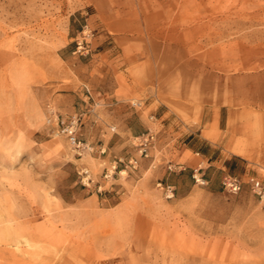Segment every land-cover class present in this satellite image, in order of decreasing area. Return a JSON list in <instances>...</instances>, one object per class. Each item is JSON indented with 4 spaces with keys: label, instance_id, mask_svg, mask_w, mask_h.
Masks as SVG:
<instances>
[{
    "label": "rangeland",
    "instance_id": "obj_1",
    "mask_svg": "<svg viewBox=\"0 0 264 264\" xmlns=\"http://www.w3.org/2000/svg\"><path fill=\"white\" fill-rule=\"evenodd\" d=\"M204 106L218 150L188 142ZM252 183L264 0H0V264H264Z\"/></svg>",
    "mask_w": 264,
    "mask_h": 264
},
{
    "label": "crops",
    "instance_id": "obj_2",
    "mask_svg": "<svg viewBox=\"0 0 264 264\" xmlns=\"http://www.w3.org/2000/svg\"><path fill=\"white\" fill-rule=\"evenodd\" d=\"M169 112L168 115V119L170 120V124L168 126V128H170L172 126V122L178 120L177 117L173 118V113L170 112L164 105H160V108L158 109V116H156L155 118L157 120H161L163 119L164 115L167 114ZM208 112H206V108L204 106L203 110H202V114H201V124L197 125L195 123H191V124H184V128L186 129V132L188 134V136H190L188 142L190 143L192 140H198L200 141V144H203L204 146H207L208 148H215V149H219L221 147L222 144H226L228 141V137L227 135L225 137H223L221 134L219 135H211L208 136L207 135V124L213 122L212 117H209ZM165 121V119L163 120ZM164 123V122H163ZM218 127L220 128V120L218 119ZM227 137V138H226ZM195 144V143H194ZM187 146L188 149L194 151L196 154H199V150L198 147L196 148L194 145H188L185 144ZM236 156V155H235ZM239 156V155H237ZM203 157L205 158L206 161H209V157L203 155ZM236 157H233V155L231 154L226 160L227 162H229L227 165H225V167L230 168V166L233 164L232 160H235ZM249 168V163L246 162L244 163V168L242 171V175L246 174Z\"/></svg>",
    "mask_w": 264,
    "mask_h": 264
},
{
    "label": "built area",
    "instance_id": "obj_3",
    "mask_svg": "<svg viewBox=\"0 0 264 264\" xmlns=\"http://www.w3.org/2000/svg\"><path fill=\"white\" fill-rule=\"evenodd\" d=\"M78 120L79 117H77L76 115H73L71 117H61L59 120V126L61 128V131L65 134L68 140L73 143L75 148H77L78 150H83L86 149L87 144H85L82 139L77 136ZM152 139L153 135L149 133L142 137L140 145L142 146L141 151L145 152V155H147L146 151ZM195 178L196 180L201 181V178L197 176ZM201 182L204 181L202 180ZM221 184L225 190L231 193H237L243 187V181L239 177L230 174H225L223 176ZM251 188L256 195H259L261 198H264V185H261L259 183H252ZM168 192V195H173V191L170 187L168 189Z\"/></svg>",
    "mask_w": 264,
    "mask_h": 264
},
{
    "label": "bare ground",
    "instance_id": "obj_4",
    "mask_svg": "<svg viewBox=\"0 0 264 264\" xmlns=\"http://www.w3.org/2000/svg\"><path fill=\"white\" fill-rule=\"evenodd\" d=\"M28 241V240H27Z\"/></svg>",
    "mask_w": 264,
    "mask_h": 264
}]
</instances>
